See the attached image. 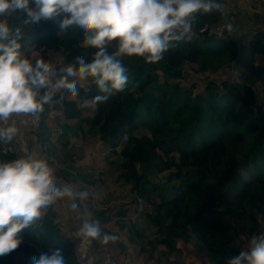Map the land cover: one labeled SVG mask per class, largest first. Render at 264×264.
I'll return each mask as SVG.
<instances>
[{"label": "trees", "instance_id": "1", "mask_svg": "<svg viewBox=\"0 0 264 264\" xmlns=\"http://www.w3.org/2000/svg\"><path fill=\"white\" fill-rule=\"evenodd\" d=\"M225 1L228 24L243 12L255 25V36L248 29L235 37H216L212 27L218 11L196 13L193 30L159 62L122 57L128 69L126 88L97 103L84 120L93 150L107 144L109 155L117 158L115 181L128 184L132 195L127 207L145 206L140 214L151 237L132 218L125 220L117 207L98 212L97 219L101 226L126 229L133 243L145 237L149 253L157 255L155 264H184L173 256L186 250L190 264H199L198 259L226 264L247 250L253 236H264V0H251L253 7L244 0ZM7 19L11 28H21V53L32 62L40 58H32L30 51L40 56L58 51L59 62L43 60L60 69L75 63L76 56L90 61L95 51L82 46L78 29L63 31L45 20L24 24L20 12ZM206 24L209 28L201 33ZM114 50L115 42L109 52ZM205 72L209 75L204 79L191 77ZM78 87V96L65 94L59 104L65 120L79 119L80 104L103 95L91 81ZM47 120L44 116L39 128L42 138ZM140 128L148 136L136 135ZM125 132L128 140L122 143ZM64 136L63 131L58 138ZM4 159L0 153V161ZM224 212L229 224L223 222ZM19 235L22 243L0 257V264H29V257L56 248L63 250L67 264H81L74 243L63 239L64 224L53 205ZM236 239L240 247L232 246Z\"/></svg>", "mask_w": 264, "mask_h": 264}, {"label": "clouds", "instance_id": "2", "mask_svg": "<svg viewBox=\"0 0 264 264\" xmlns=\"http://www.w3.org/2000/svg\"><path fill=\"white\" fill-rule=\"evenodd\" d=\"M219 0H0V144L14 159L0 161V257L15 251L22 243L19 235L58 201L71 200L70 211H79L77 199H86L87 191L75 192L68 184L55 181L52 168L30 152L17 115L38 118L44 106L59 94L76 97L79 82L91 81L100 93L81 108L94 107L128 84V69L122 57H142L147 63L159 62L165 52L193 30L196 13L222 11ZM25 14L24 24L53 21L63 31L78 29L82 46L94 49L90 61L76 56L75 63L57 69L43 59L35 62L21 53V28H11L8 17ZM226 28L232 31V25ZM115 42V50L109 52ZM19 145V148L16 145ZM80 212L81 223L72 237L85 252L93 241L102 244L117 241L116 235L102 234L98 219ZM29 264H67L63 250L56 248L29 257ZM88 264L92 259L88 258ZM226 264H264V236H253L247 250L229 258Z\"/></svg>", "mask_w": 264, "mask_h": 264}, {"label": "rangeland", "instance_id": "3", "mask_svg": "<svg viewBox=\"0 0 264 264\" xmlns=\"http://www.w3.org/2000/svg\"><path fill=\"white\" fill-rule=\"evenodd\" d=\"M249 4V6H254L251 0H244ZM229 24L232 25V31L228 34L231 36H236L242 30H248L254 27L250 19H247L245 14L242 12L239 15L235 16L234 19ZM32 58L43 59L50 58V61L57 63L61 60L62 56L60 52L49 50L46 55L40 56L35 51H30ZM209 74H192V78H206ZM53 102V101H52ZM36 132L39 129L35 130ZM136 135H146L148 132L145 128H140L135 131ZM51 138V137H50ZM91 147L86 149L83 152L78 153L79 150L74 151L73 159L80 156L83 157L90 155V164L88 166L80 165L77 167L79 173L76 176L84 178L82 181L81 191H87L89 193L86 199H82L83 202V211H88L92 213V219H97V213L104 210L105 208L117 207L125 212L126 219L132 218L136 221L138 230L144 229L146 231L145 235L148 233V238L151 237V230L147 222L144 221L143 216L140 214L145 209L144 205H139L137 207H127V202L132 198L131 193L129 192L130 186L128 184H123L121 182L115 181L116 175L118 172L115 170V165L117 163V158L109 155V146L107 144L99 145L98 148L93 150ZM77 165V164H76ZM78 186H81L77 183ZM115 211V210H114ZM77 212V211H76ZM79 212V211H78ZM114 212H109L107 215L113 214ZM223 222L225 224L230 223V218L227 213L223 214ZM81 223V219L75 221H68L67 230L64 229L65 237H63L66 242H73L75 245V251L81 262V264H88V258L92 259V264H155L153 258L157 257L154 253L151 255L150 247L145 244L146 238H141L134 243L128 240V232L126 229H121L116 225H103L101 226L102 234L107 233L110 235H116L118 237L117 241L110 242L108 244L99 243V240L93 241L90 248L87 249L86 254L78 245V241L70 236L73 231L78 229ZM241 242L239 239H236L232 246L240 247ZM144 249L143 253H139V248ZM188 257H191V254L186 250L183 253H180L176 256H173V259L180 260L184 264H190ZM191 259V258H190ZM204 261L205 258H202ZM192 261V260H191ZM199 264L201 263L200 259L197 260Z\"/></svg>", "mask_w": 264, "mask_h": 264}, {"label": "crops", "instance_id": "4", "mask_svg": "<svg viewBox=\"0 0 264 264\" xmlns=\"http://www.w3.org/2000/svg\"><path fill=\"white\" fill-rule=\"evenodd\" d=\"M58 100L59 94H57L53 100L55 105L54 116L50 119L48 118L46 121V138H42V135H38L39 131L36 132L22 115H17L14 118L15 124L19 129H21L23 140L28 150L35 153L38 158L44 159L48 162L49 166L53 170L55 181L58 184H68L72 186L75 192H81L82 188H84V185H82L84 178L76 176L79 173L77 167L80 165L88 166L91 161L89 158L91 154L88 156L84 154L83 157L81 156L80 158L79 156L75 159H73V155L75 149L79 150L78 153L81 151L87 152L85 150L89 149L91 144H93L90 143V141H93V137L89 135L88 126L84 121L85 118L92 116V107H85L82 110L79 119L65 120L63 118L61 108L59 107L60 102H57ZM57 127L64 131L65 136L63 138L48 137V133ZM16 147L19 148V145L17 144ZM14 154L16 157L20 155L19 152H15ZM77 183L83 187L78 186ZM71 203V200L66 199L63 202L58 201L53 204V208L58 215V219L63 222L64 229L66 230L68 228V221H75L79 219L78 217L80 216V211H83L84 207L82 199H77L79 212L70 211L69 206ZM70 236H72V234Z\"/></svg>", "mask_w": 264, "mask_h": 264}, {"label": "built area", "instance_id": "5", "mask_svg": "<svg viewBox=\"0 0 264 264\" xmlns=\"http://www.w3.org/2000/svg\"><path fill=\"white\" fill-rule=\"evenodd\" d=\"M219 3L222 4L223 9H222V11H218L219 20L213 25L212 31L216 37L224 38L228 34V30L226 28V25L228 24V17H229V13H230V8H229L228 3L225 0H219ZM208 28H209V25L206 24L201 28L200 32L204 33ZM256 33H257L256 28L252 27L249 30L248 35L250 37H253L256 35ZM45 109H46L45 114L44 115L39 114L38 118L26 116V115H22V116L32 126V128L34 130H36V129L40 128L41 122H42L44 116L49 118V119L54 116L55 105L53 102L50 104H46ZM62 133H63V130L61 128L57 127L55 129L51 130L49 132V135H50V137L55 138V137H58L59 135H61ZM127 140H128V134L125 132L122 134L121 142L125 143ZM0 153L5 156L4 160H10V159L16 158V155L9 151L7 145L0 144Z\"/></svg>", "mask_w": 264, "mask_h": 264}]
</instances>
